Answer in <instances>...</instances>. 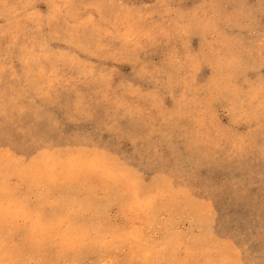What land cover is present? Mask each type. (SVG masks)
I'll return each mask as SVG.
<instances>
[{
    "label": "rangeland",
    "instance_id": "1",
    "mask_svg": "<svg viewBox=\"0 0 264 264\" xmlns=\"http://www.w3.org/2000/svg\"><path fill=\"white\" fill-rule=\"evenodd\" d=\"M0 264H264V0H0Z\"/></svg>",
    "mask_w": 264,
    "mask_h": 264
}]
</instances>
